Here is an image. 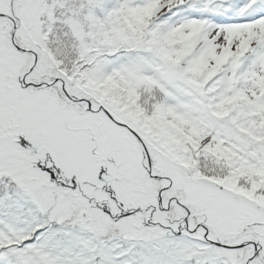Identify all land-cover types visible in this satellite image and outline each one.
I'll return each instance as SVG.
<instances>
[{"label": "snow or ice", "instance_id": "6c2138e0", "mask_svg": "<svg viewBox=\"0 0 264 264\" xmlns=\"http://www.w3.org/2000/svg\"><path fill=\"white\" fill-rule=\"evenodd\" d=\"M0 264H264V0H0Z\"/></svg>", "mask_w": 264, "mask_h": 264}]
</instances>
